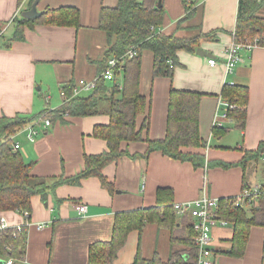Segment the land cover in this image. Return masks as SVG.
I'll return each mask as SVG.
<instances>
[{"label":"crops","instance_id":"1","mask_svg":"<svg viewBox=\"0 0 264 264\" xmlns=\"http://www.w3.org/2000/svg\"><path fill=\"white\" fill-rule=\"evenodd\" d=\"M32 2L0 0V45L5 44L0 47V116L32 115L58 107L67 99L62 89L65 84L91 80L99 74L109 46L104 31L97 27L98 14L101 6H115L117 0H39V11L61 6L77 8L78 26L35 23L24 26L23 40L8 43L14 30L13 19L29 9ZM161 3L164 16L162 25L156 28L158 32L190 37L198 32L197 28L184 29L191 24L203 32L216 30V38L200 40L196 45L212 53L211 56L177 51L180 65L174 67L171 77H152V53L142 50L139 90L150 100L145 136L157 139L165 135L170 88L198 92L202 95L198 131L206 145L184 146L181 150L203 154L206 162L237 163L246 150H255L264 141V46L242 50V61L232 73H226L224 50L232 42L238 0H189L197 13L190 21L182 22L180 29L177 24L186 15L187 3L184 0H161ZM208 58H215V64L210 65ZM116 78L120 80L121 73ZM227 82L247 86L246 118L242 127L229 118L223 120L220 128L225 130L214 136L212 120ZM105 83L109 85L112 81ZM48 119L51 122L46 127L40 118L14 134H25L24 140L13 136L25 160L33 162V175H74L83 168L85 154L107 150L106 141L92 135L96 124L109 122L107 114L68 116L64 122ZM29 126L37 130L33 141L26 134ZM121 149L125 154L102 169L112 191L102 186L98 177L90 176L82 178L78 185H57L45 200L40 195L31 196L25 255L12 260V264H87L89 245L110 239L115 214L156 206L158 189H170L173 203H181L203 192L218 199L235 196L241 191L244 175L248 185L264 181L261 176L264 163L260 161H250L245 169L239 165L195 167L160 151L145 155L144 141L122 142ZM78 203L86 205L84 212L77 210ZM0 217H4L8 227L24 224L18 211L0 212ZM232 233L230 224L214 226L210 231L211 257L217 264H264V226L251 227L241 256L227 253ZM138 248L144 258L157 252L161 259H166L171 248L168 230L145 223L141 232L131 231L113 264H130Z\"/></svg>","mask_w":264,"mask_h":264},{"label":"trees","instance_id":"2","mask_svg":"<svg viewBox=\"0 0 264 264\" xmlns=\"http://www.w3.org/2000/svg\"><path fill=\"white\" fill-rule=\"evenodd\" d=\"M117 0L115 6H101L98 14L97 27L104 31L108 49L100 63L103 71L110 57H119L130 48L137 49V55L124 59L117 75L121 78L106 84L99 78L96 86L86 94L72 96L74 83L63 86L67 99L58 107L43 109L36 114L17 113L14 116H0V212L14 210L30 214V198L40 195L45 200L49 191L60 184L78 185L82 178L96 176L102 186L112 191V185L103 175V167L125 154L121 149L122 142L144 141L147 143L145 155L152 151H160L163 155L189 161L195 167L205 164L228 168L239 165L243 169L250 161L263 162L264 141L255 150H246L237 163L220 161L206 162L203 154L182 151L181 147H203L198 131L199 103L201 94L193 91L170 88L166 131L162 138L148 139L145 136L149 125L150 100L140 93L139 76L141 52L144 49L152 53V77H171L175 66L180 65L177 51H195L200 40H215L216 30L203 32L196 25H188L184 29L197 28L198 32L190 37L179 36L175 32L165 34L158 32L162 25L164 11L160 0ZM186 15L178 21H190L197 10L189 0L185 1ZM194 3V2H193ZM264 7V0H238L236 21L231 36L233 40H252L258 35H264V16L259 14ZM188 13V14H187ZM79 12L75 7L61 6L55 9H45L35 19L22 16L14 18V30L8 43L24 39V26L35 23L57 26H78ZM0 28V36L2 35ZM6 41V43H7ZM261 43H263L261 41ZM3 44L2 46H4ZM221 99L233 105L227 115L242 127L246 118L248 88L243 84H224ZM107 114L109 122L96 124L92 135L106 141L107 150L98 154H85L83 168L71 176L39 177L31 173L33 162L25 160L19 149H13V136L24 125L40 118L59 119L64 117L89 116ZM50 121V119H49ZM51 122V121H50ZM139 122V123H138ZM225 128L213 127L214 136ZM264 163V162H263ZM264 178V165L261 169ZM244 175L242 189L249 185ZM51 180V182H49ZM264 189V181L259 183ZM172 191L158 189L157 204L154 207H144L117 212L114 216L112 234L109 240H97L88 247L87 264H113L118 251L124 246L128 234L136 230L141 232L145 223L156 224L169 232L170 252L166 259H161L157 252L149 258H144L139 248L130 264H196L197 248L193 242L191 221L186 216H179L173 208ZM219 217L227 220L233 228L231 247L227 253L231 256H241L245 249L250 229L253 226H264V195H260L252 203L236 204L232 197L219 199L217 210ZM29 221V217L24 219ZM27 245V224L17 227H7L0 230V257L13 261L24 257Z\"/></svg>","mask_w":264,"mask_h":264},{"label":"built area","instance_id":"3","mask_svg":"<svg viewBox=\"0 0 264 264\" xmlns=\"http://www.w3.org/2000/svg\"><path fill=\"white\" fill-rule=\"evenodd\" d=\"M261 41L263 43H261ZM257 46H264V35L256 34L252 40L236 41L232 39V42L225 48V71L226 73H232L237 63L242 61L240 52L242 50H251ZM137 55V49L132 47L127 52L119 57H110L107 60L106 66L103 71L97 74L91 80L79 79L72 87V96L80 95L82 92H88L95 88L97 80L102 78L105 81H113L116 79L117 72L120 69L121 63L124 59L134 57ZM207 62L210 65H214L216 62L215 58H208ZM227 84H233L227 82ZM233 105L230 103L220 100L218 104L217 112L215 113L212 120V127H222L223 120L228 119L227 111L231 109ZM220 111V113H219ZM50 124L49 119H43V126L46 127ZM26 134L30 141H33L37 130L31 126L26 128ZM13 149H19V143L14 142ZM261 160L264 162V153L262 154ZM264 195V189L261 188L260 184H252L247 188L242 189L237 195L232 196V200L238 205L243 203L244 200L247 203H252L258 196ZM219 206V199L211 197L204 192L197 198L185 202H177L173 204V208L177 215L186 216L191 221V229L193 230V242L197 248L196 264H217L211 257L212 249L210 248V231L214 226H225L229 222L217 214ZM76 208L79 212L86 210V205L78 203ZM24 219L29 217L28 212H24L22 215ZM28 225V222H25ZM41 226V225H40ZM8 225L4 217H0V230L7 228ZM19 228L20 226H15ZM12 259H5V264H12Z\"/></svg>","mask_w":264,"mask_h":264},{"label":"water","instance_id":"4","mask_svg":"<svg viewBox=\"0 0 264 264\" xmlns=\"http://www.w3.org/2000/svg\"><path fill=\"white\" fill-rule=\"evenodd\" d=\"M39 0H33V2L31 3V6L29 9L24 10L21 12V16L27 19H35L37 17H39L42 14V11H39L37 9V4H38ZM160 5V0L157 1V6ZM195 53L198 54L199 56H211L212 53L205 51L201 48H196L195 49ZM40 87H37L36 89L38 90ZM0 264H5V260L4 258L0 257Z\"/></svg>","mask_w":264,"mask_h":264},{"label":"rangeland","instance_id":"5","mask_svg":"<svg viewBox=\"0 0 264 264\" xmlns=\"http://www.w3.org/2000/svg\"><path fill=\"white\" fill-rule=\"evenodd\" d=\"M264 8V7H263ZM259 14L260 15H262V16H264V9H262L261 11H259ZM10 32V28L7 30V34ZM0 47H2L3 48V46L2 45H0ZM43 92L44 93H47L48 92V90L46 89V87H43ZM16 139H20V140H24L26 137H25V134H23V133H17L16 135ZM14 136V137H15ZM21 151H22V149H21ZM23 152V151H22Z\"/></svg>","mask_w":264,"mask_h":264}]
</instances>
